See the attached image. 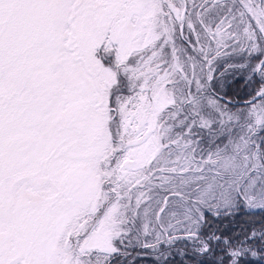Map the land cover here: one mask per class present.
<instances>
[{"label":"snow or ice","instance_id":"snow-or-ice-1","mask_svg":"<svg viewBox=\"0 0 264 264\" xmlns=\"http://www.w3.org/2000/svg\"><path fill=\"white\" fill-rule=\"evenodd\" d=\"M245 209L264 0H0V264L264 261V230L258 251L226 230Z\"/></svg>","mask_w":264,"mask_h":264},{"label":"trees","instance_id":"trees-1","mask_svg":"<svg viewBox=\"0 0 264 264\" xmlns=\"http://www.w3.org/2000/svg\"><path fill=\"white\" fill-rule=\"evenodd\" d=\"M225 90L233 94L234 99L239 102L241 108L244 107L246 101L252 99L251 95L247 94L251 92V88L246 89L245 82L242 78L240 81L225 80ZM224 223L228 234L233 239L237 237L243 239L245 235H250L252 231H255L257 233V238L255 240H250L247 247H251L253 250L258 251L262 246L259 241V234L261 230H264V212L245 209L244 212L233 217L231 222L225 221ZM178 246L183 247L182 244ZM173 255L175 256V250H173ZM180 260L181 257L176 256L175 264H180ZM185 264H190V262L186 261ZM245 264H264V261L260 259L259 255L256 257L246 256Z\"/></svg>","mask_w":264,"mask_h":264},{"label":"rangeland","instance_id":"rangeland-1","mask_svg":"<svg viewBox=\"0 0 264 264\" xmlns=\"http://www.w3.org/2000/svg\"><path fill=\"white\" fill-rule=\"evenodd\" d=\"M247 75V73H243V72H236L235 75L233 76V74L230 72L225 80H229V81H232V80H243V77H245ZM258 103V101H257ZM178 248H182L180 246H177ZM176 251V249H174ZM155 256L154 254L148 252V253H145V252H142L141 253V256L140 258L138 259L137 261V264H152V261L154 260Z\"/></svg>","mask_w":264,"mask_h":264}]
</instances>
